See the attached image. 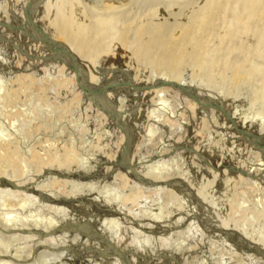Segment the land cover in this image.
<instances>
[{
    "label": "bare ground",
    "instance_id": "1",
    "mask_svg": "<svg viewBox=\"0 0 264 264\" xmlns=\"http://www.w3.org/2000/svg\"><path fill=\"white\" fill-rule=\"evenodd\" d=\"M6 1L7 7L0 6V22L24 25L34 33L25 16V8L30 5L32 23L39 25L52 40L65 46L74 56L83 72L87 89L101 90L94 97L98 102L94 106L83 96L76 84L75 74L67 67L63 55L51 54L39 42L12 31L15 37L21 36L14 45L18 47V63H21V55L25 57L28 54V59L41 62L39 65H51L50 71L56 76L42 74L43 71L33 64L32 69L24 71L15 67L14 72L7 73V103L16 96L11 89L12 81L20 85L24 84L19 82L21 79L25 84L35 83L32 79L34 74L41 82L48 81L59 86V90L61 86H66L69 91L71 87L72 95L79 96L86 109H93L92 115L97 118L95 121L105 124L106 129L103 135L90 134L91 139L84 141L82 148L74 149L73 144L69 148L66 143V146L63 145L64 140H60V144H48V141V145L44 143L46 146L31 147L29 142L23 146L18 132L9 123L7 130L0 128V237H7V240L0 238V264H150L146 250L148 245L157 249V257L153 255L152 258L160 260L157 261L159 264H187L196 260L192 256H203L204 259L200 257L202 261L200 258L196 260L197 264H214L205 259L201 251L187 249L185 252L175 242L182 229L179 226L173 228L178 217L187 221L185 225L193 226L194 231L200 228L207 238L228 243L232 248V254L228 255L238 253L234 255L236 261L224 260L221 264H264V232L259 229L261 226L248 229L249 218L241 217L240 213L232 221L225 220L227 216L223 214V208L218 210L216 204L214 206L206 198L205 194H210L207 187L197 191L189 180V172L174 165V160L189 154L192 159L205 161L202 165H207L209 170L203 167L201 170V164L197 162L200 167L196 172L202 171L212 178L210 185L218 181L217 173L222 178L228 174L234 182L232 188L244 185L248 191L258 192L256 203L260 210L256 216L253 212L250 219L257 221L259 217L264 220V147L261 143L264 142V110L251 114V117L244 115L241 120L237 109L228 108L223 94L230 87L246 85L250 95L255 96L252 103H256L257 96V100L260 98L259 105L264 106V0H97L99 5L92 6L85 0ZM15 2L18 4L15 5ZM5 29L0 26V33ZM7 33L10 30L7 29ZM249 37L254 39L253 45L247 42ZM188 66L191 72L189 69V74H185ZM115 72L120 73L118 79L110 76ZM214 73L220 76L223 90L219 88L217 92H212L199 88L200 85L207 87L212 82L211 77L216 76ZM203 75L205 84H202ZM199 76L202 78L200 85L196 80ZM157 80L189 86L202 105L179 89L134 87L146 86ZM3 86V79L0 78L1 101L6 99ZM21 87L22 93H26ZM41 91L42 88L38 92ZM75 100L74 105L79 106L81 101ZM209 103L220 105L222 110L207 107ZM192 111L193 127L200 121L198 126L202 127L201 130L213 128L218 137L228 140L229 151L223 154L233 158L231 161L211 163L206 158V151L203 147L200 150L197 142L187 144L190 149L181 148L184 144L180 141L184 138L175 137L173 133L184 132L185 136L187 130L190 132L182 117L191 115ZM144 113L145 118H138V114L141 116ZM224 113L229 114L237 128L256 136L261 142L250 141L236 132ZM172 121H177V125L172 126ZM137 132L149 141L157 133L161 136V132H166L169 139L163 140L157 134L161 138L158 147L150 151L149 156L141 155L139 159L135 157L136 152L133 153L136 149L132 150ZM162 137L165 138V135ZM181 149L184 151L180 152ZM237 150L248 155L243 157ZM93 184L97 185L96 189L91 187ZM210 185L207 183L206 186ZM90 188L93 190L87 194ZM143 200L155 201L159 208L144 207ZM244 207L242 202L237 206L238 210L246 211ZM203 209L208 210L210 220L205 219L207 211ZM81 211L87 215L78 217ZM198 212L204 214L199 222L195 220ZM96 227L100 232L95 230ZM103 229L107 235L101 233ZM123 234L137 241L138 248H128L119 243L121 239H129L127 236L123 238ZM70 238L78 239V244L71 243L70 247H65ZM9 240L10 244L5 243ZM161 241H165L167 246ZM248 242L258 246L259 251ZM168 246L170 251L167 248L161 252L160 248ZM223 250L215 253L219 256Z\"/></svg>",
    "mask_w": 264,
    "mask_h": 264
},
{
    "label": "rangeland",
    "instance_id": "2",
    "mask_svg": "<svg viewBox=\"0 0 264 264\" xmlns=\"http://www.w3.org/2000/svg\"><path fill=\"white\" fill-rule=\"evenodd\" d=\"M97 0H94V2H93V0H85V2L88 4V5H90V6H92V5H96V3H97V5H99V3L98 2H96ZM16 3V2H15ZM18 3H16L15 5H17ZM2 5H5V7H7V1L6 0H1L0 1V6H2ZM2 29V28H1ZM4 29V28H3ZM4 32V33H3ZM2 33H0V78L1 79H3V87H4V93L6 94V99L3 101H1L0 100V128L2 129H5V130H7V124L9 123V125H10V127L15 131V132H18V136H19V141H20V143L24 146V145H27V144H29V142H30V145H31V147H33V145H34V147L35 146H43V145H45L44 143H46V142H48V144L50 143V144H52V143H54V142H58L59 144L60 143H62V141H63V145L66 143L67 144V146H66V144H65V146L67 147V148H69V147H71V145L73 144L74 146V149L76 148V149H79V148H82L83 146H84V144H85V142L84 141H89V138L91 139V137L89 136L90 134H93L94 133V135H98V134H101V135H103L102 134V132H103V130L104 129H106L105 128V124H103V125H100L97 121H95V119H97V118H94V116L92 115V112H94L93 111V109L91 110H89V108H85V106L82 104L83 102L80 100V97L79 96H77L76 94H75V96H73L74 95V93H73V91L69 88V91L71 92H69L68 91V89H67V87L66 86H64L65 88H66V90H63V89H65L64 87H62L61 86V88H60V90H59V86H57V85H55L54 83L52 84L51 82H41V81H39V79H38V77L37 76H34V74H32V79H33V81H35V83L34 82H29V83H26L25 84V81H23L24 79H21V81H19L21 84L22 83H24V84H22V85H20L18 82H16V81H12V86H11V89L13 90V91H15V95L16 96H13V97H11L10 99H12L13 101L11 102L10 101V99L8 100V101H10V102H8L7 103V78H8V76H7V73H12V72H14V68L16 67L17 68V70L18 69H20V70H23L24 71V69H30L31 68V66H35V67H38L39 68V71L41 70V72H42V74L44 73H46V74H51V75H55V74H53V72L52 71H50V69H51V65L48 67L46 64H42V65H39L38 63H41V62H36L35 60H29L28 59V57L25 55V57H24V55H21L20 56V58H21V63L19 64L18 63V61H17V46H16V48H15V44H17L16 43V39H19L20 37L19 36H17V37H15L14 35V33L12 32V31H10V33H7V29H5L4 31H3ZM6 32V33H5ZM12 33V34H11ZM8 35V36H7ZM18 35V34H17ZM19 37V38H18ZM9 38V41L7 40ZM250 38V39H249ZM248 39H247V42H249V45H253L254 44V39H252V37H249ZM10 40H11V42H10ZM22 41H23V39H22ZM252 43H251V42ZM13 43V44H12ZM16 51V52H15ZM40 55V54H39ZM42 55V54H41ZM37 61H39V60H37ZM30 63V64H29ZM35 63H36V65H35ZM33 64V65H32ZM28 65V66H27ZM16 68H15V70H16ZM32 69V68H31ZM49 69V70H48ZM189 69H190V72H191V68L188 66V67H186V72L187 73H185V74H189ZM13 70V71H12ZM9 71V72H8ZM30 71H34V70H30ZM47 71V72H46ZM35 72V71H34ZM217 73V72H216ZM216 73H214V75H216V76H214V78L212 79V77H211V81L213 82H209V84H208V86L207 87H202L201 85H200V83H199V80L201 81V77L200 76H202V75H200L199 76V78L197 77V81H198V83L196 82V80H195V82H196V84H198V85H200L199 86V88H202V89H206L207 88V90L209 89L210 91H212V92H217V90H219V88L221 89V90H223L222 89V87H221V81L219 80V78H220V76H217L218 74H216ZM4 74V75H3ZM45 74V75H46ZM112 74V75H111ZM110 74V76H113V77H111V78H115L116 77V79H118V75L120 74V73H111ZM56 76V75H55ZM109 76V75H108ZM109 76V77H110ZM3 77V78H2ZM219 77V78H218ZM13 78V77H12ZM37 78V79H36ZM52 78V77H51ZM119 78L121 79V77L119 76ZM35 79V80H34ZM204 79V80H203ZM203 79H202V84L204 83V81H205V76L203 75ZM221 79V78H220ZM38 80V81H37ZM37 81V82H36ZM5 82V83H4ZM220 82V83H219ZM41 83V84H40ZM42 83H43V86L42 87H40L41 85H42ZM215 83V84H214ZM219 83V84H218ZM29 84V85H28ZM40 84V85H39ZM205 84V83H204ZM25 85V86H24ZM28 85V86H27ZM45 85V86H44ZM216 85V86H215ZM19 86L21 87V89H23L26 93H22V90H20V88H19ZM24 86V87H23ZM27 86V87H26ZM55 86V87H54ZM68 87H69V85H67ZM71 86V85H70ZM225 86V85H224ZM18 87V88H17ZM54 87V88H53ZM57 87V88H56ZM243 87V88H242ZM42 88V90L43 91H41V92H44V93H42L41 94V92H38L40 89ZM45 88V89H44ZM46 88H47V90H46ZM248 87H246V85L245 86H241V87H230V89H228V91L227 90H224L223 91V94H224V96L226 97V98H224V99H226V104H227V106H228V108H230L231 110H233V111H235L236 109H237V113H238V118L239 119H241V117H243L244 115L245 116H248V117H251V114H253V113H255V112H262L263 110H264V106L262 105V107H261V105H259V103H258V101L260 100V98L257 100V96H256V103H254L255 101H254V98H255V96H253V94L251 93V95H250V90H248L247 89ZM15 89V90H14ZM16 89H18V93H17V90ZM48 89H49V91H48ZM20 90V91H19ZM46 90V91H45ZM32 92V93H31ZM34 92H36V93H34ZM64 92V93H63ZM226 92V93H225ZM58 93H59V95H58ZM63 93V94H62ZM66 93V94H65ZM23 94H25V95H23ZM65 94V95H64ZM71 94V95H70ZM73 94V95H72ZM42 95V96H41ZM38 96V97H37ZM78 98H77V97ZM229 96V97H228ZM18 97V98H17ZM44 97V98H43ZM46 97V98H45ZM252 97H254L253 99H252ZM40 98L42 99L41 101H40ZM39 99V100H38ZM43 99H44V101H43ZM74 99V100H73ZM75 99H79V106L78 105H74V103H75ZM252 99V100H251ZM64 100V101H63ZM83 100V99H82ZM250 101V102H249ZM252 101H254L253 103H252ZM72 104H71V103ZM74 102V103H73ZM71 104V105H68V104ZM52 104V105H51ZM55 104H57V105H55ZM58 104H59V106H60V108H59V106H58ZM67 104V105H66ZM80 104H82V105H80ZM131 104V103H130ZM136 104V102L133 104V105H131V106H134ZM63 105V106H62ZM72 105H74L73 106V108H72ZM233 105V106H232ZM130 106V107H131ZM61 107H62V109H61ZM76 107V108H75ZM80 107V108H79ZM84 107V108H83ZM147 106H145V108H146ZM261 107V108H260ZM187 108H189V107H187ZM66 109V110H65ZM82 109L84 110V112L82 111ZM142 109H144V108H142ZM261 109H263V110H261ZM69 110V111H68ZM139 110V107L136 109V113H138L137 111ZM15 111V112H14ZM62 112V113H61ZM64 112V113H63ZM194 111H192V113H193ZM68 113V114H67ZM141 113V112H140ZM191 113V115H189V116H187L186 117V115L184 116V117H182V119L185 121L184 123L186 124H184L185 126H187V128H189L190 129V132H188V130H187V132H186V135L185 136H183V134H184V132H182V134L181 133H179V132H174L173 134L175 135V137L177 136V137H182V138H184L183 140H181L180 142H183V144H181V145H183L181 148H184L185 149V147L186 148H188V149H190V147L187 145V144H193V143H196L197 142V144L198 145H200V146H198L199 148H200V150L202 149V147H203V150L204 151H206L205 152V154H207L206 156V158L208 159V161H210L211 163H213V164H218L219 162H220V160L222 161V162H220V163H223V162H228V161H231V159H233V158H228L229 156H226V155H224L223 153L225 152V151H229L228 149H229V147H230V145H229V143H228V140L226 141L223 137V139L219 136L218 137V133L216 132V130L215 129H210L209 128V130H201L202 129V127H201V129H200V126H198V123H200V121H198V123L195 125V127H193L194 126V124L192 125V123H191V118L192 119H194L193 117H194V113L192 114ZM23 114V115H22ZM25 114H26V118H25ZM61 114L63 115V118H62V120H61ZM66 114V115H65ZM239 114L241 115V116H239ZM90 115V116H89ZM24 116V117H23ZM35 116H36V118H35ZM85 116V117H84ZM191 116V117H190ZM66 119H65V118ZM141 118V120L143 119V117L145 118V113L143 114V115H141L140 116V114H138V118ZM187 118H188V121H187ZM190 118V119H189ZM65 119V121H63ZM182 119H179L178 121H183ZM17 120V121H16ZM32 120V121H31ZM242 120V119H241ZM68 121V122H67ZM64 122V123H63ZM176 122L177 121H172V123H170L172 126H176L177 124H176ZM13 123V124H12ZM21 123V124H20ZM61 123V125L59 126L58 124H60ZM63 123V124H62ZM67 123V124H66ZM70 123V124H69ZM94 123H96V124H94ZM173 123L175 124V125H173ZM5 124V125H4ZM82 124V125H81ZM85 124V125H84ZM67 125V126H66ZM189 125V126H188ZM59 126V127H58ZM85 126V127H84ZM107 126V125H106ZM14 127H15V129H14ZM58 127V128H57ZM63 127V129H61ZM79 127V128H78ZM102 127V128H101ZM71 129V131H73V132H71L70 131V129ZM82 128V129H81ZM100 129V131H99V129ZM175 128V127H174ZM174 128H173V130H174ZM195 128V129H194ZM61 130H63V131H61ZM81 130V131H80ZM196 130V132H194V131ZM56 131V132H55ZM203 131V132H202ZM64 132V133H63ZM92 132V133H91ZM63 133V134H62ZM138 133V132H137ZM162 134H161V136H160V133H157L158 135H159V137H161V138H163V140L164 139H169V138H167V135H166V132H161ZM180 135H182V136H179V134ZM191 133H192V135H191ZM195 133V134H194ZM140 134V135H139ZM157 134L155 135V138L153 137L152 139H150V141L149 140H147V138H143V136L141 135V133H138V135H137V137L136 136H134V148H132V150L133 149H136V150H133V153L134 152H136V153H134L135 154V157H137V158H139L140 159V157L142 158V156L144 157V156H149V152L150 151H153V150H155L157 147H158V143H159V140L161 139H159V137H157ZM54 135V136H53ZM74 135V137H72ZM165 135V138L164 137H162V136H164ZM220 135V134H219ZM68 136V137H67ZM88 136V137H87ZM199 136V137H198ZM214 136V137H213ZM54 137V138H53ZM64 137V138H63ZM76 137V139H73V138H75ZM157 137V138H156ZM191 137V138H190ZM26 138V139H25ZM43 138H44V140H43ZM68 138V139H67ZM142 139V141H140V139ZM59 139V140H58ZM70 139V140H69ZM72 139V140H71ZM78 139V140H77ZM87 139V140H86ZM136 139H137V141H136ZM158 139V140H157ZM172 139V138H171ZM58 140V141H57ZM60 140H62V141H60ZM74 140V141H73ZM78 142H77V141ZM153 140V141H152ZM173 140V139H172ZM180 139H178V141H179ZM222 140V141H221ZM22 141V142H21ZM60 141V142H59ZM52 142V143H51ZM70 142V143H69ZM137 142V143H136ZM189 142V143H188ZM191 142V143H190ZM205 142V143H204ZM227 143L228 145H226V144H224V143ZM24 143V144H23ZM206 143H208V144H206ZM47 144V143H46ZM47 144V145H48ZM77 144V145H76ZM221 144V145H220ZM180 145V144H179ZM180 145V146H181ZM208 145V146H207ZM210 145V146H209ZM46 146V145H45ZM140 146V147H139ZM220 146H223L222 148L220 147ZM139 147V148H138ZM211 147V148H210ZM220 147V148H219ZM138 148V149H137ZM226 148V149H225ZM142 149V150H141ZM214 150V151H216V152H214V151H212V150ZM131 150V151H132ZM144 151V152H143ZM182 151H184V150H182L181 149V151L180 152H182ZM223 151V152H222ZM237 151H239V150H237ZM241 151H243V149H241ZM241 151H239L238 153L240 154V155H242L243 153L241 152ZM244 152V151H243ZM132 153V152H131ZM144 153V154H143ZM185 153H187V151L185 152ZM151 154V153H150ZM222 154V155H221ZM140 155V156H139ZM142 155V156H141ZM188 155L189 154H186V155H182V157L183 156H185L184 158H182L181 157V159L180 158H178V159H176V160H174V165H176V167H179L180 169H184V171H188L189 172V180L192 182V185H194L195 187V189L197 190V191H201V189L203 188L204 190L206 189V187H207V189H208V191H209V195L208 194H205V193H207V192H204V194L206 195V198L208 199V201H211V202H213L214 203V206H215V204H216V208L219 210V208L220 207H222L223 208V214H225V216H227L226 217V219L225 220H230V221H232L231 219H235V218H238V214L240 213V215H241V217L243 216L244 218H249L248 220V222H249V225H248V229H251V230H253V228H255V227H257V226H261L259 229L262 231V232H264V220H263V218L261 219H259V217H257V221L255 220V221H253V220H251L250 219V217L252 216V213L255 215L256 213H257V211L258 210H260L259 208L260 207H258L259 205H258V203H256V200H258V199H256V197H257V195H258V192L256 193V192H253V191H248L247 190V187L246 186H244V185H236V187H235V189L234 188H232L231 186H233L234 185V182L231 180V178L232 177H230L228 174L227 175H225V177H221L220 176V174H218L217 173V176H218V178H217V180L218 181H216L215 180V182L213 183V184H211L210 185V183H211V181H212V178H210V177H208V175L206 174V173H203L202 171L199 173H197L196 171H198L197 170V167H200V165L199 164H201V167H200V169L202 170V167H203V169L205 170V169H207V170H209L206 166L207 165H202V164H204L205 163V161L204 162H201V160H199V159H192L191 158V156L190 157H188ZM244 156L243 157H246L248 154H246V152L243 154ZM246 155V156H245ZM213 158V159H212ZM189 159V160H188ZM195 160H197V161H195ZM216 162H215V161ZM186 161V162H185ZM234 161V160H233ZM194 162V163H193ZM199 164H198V163ZM191 163H192V165H191ZM192 167V168H191ZM206 167V168H205ZM179 168H176V169H179ZM186 169V170H185ZM224 170V169H223ZM200 177H199V176ZM206 175V176H205ZM230 177V179H229V177ZM236 176V175H235ZM225 178V179H224ZM226 178L230 181V182H228V180L226 181ZM211 179V180H210ZM220 179H222V180H220ZM197 180V181H196ZM203 182H202V181ZM210 180V181H209ZM224 180V181H223ZM27 181V180H26ZM26 181H24V182H26ZM205 181L208 183V185H210V186H206L207 185V183L205 184ZM227 182V183H226ZM232 182V183H231ZM223 183V184H222ZM200 185H203L202 187L200 186ZM95 186V189H96V187H97V185H94L93 184V186H91V187H94ZM226 186V187H225ZM244 186V187H243ZM198 187H200V189L198 190ZM241 187H243V188H241ZM232 188V189H231ZM238 189V190H237ZM93 189H89L88 190V192H87V194L88 193H90L91 191H92ZM234 192H233V191ZM212 191V192H211ZM232 191V192H231ZM237 191V193H235ZM125 192V191H124ZM124 192H122V193H124ZM243 192V194H241ZM245 192H246V194H245ZM252 192V193H251ZM230 193V194H229ZM251 193V194H250ZM256 194V195H255ZM228 195H229V197H228ZM232 197H231V196ZM236 195V196H235ZM238 195V196H237ZM247 195V196H246ZM248 195H249V197H248ZM255 195V196H254ZM234 196V197H233ZM254 197V198H252V197ZM239 197H241V198H239ZM242 197H245V199L244 198H242ZM239 198V200H237ZM249 198H251V199H249ZM258 198V197H257ZM247 199H248V202H247ZM254 199V200H253ZM233 202H232V201ZM235 200L237 201V202H235ZM242 200H244V201H242ZM253 200V201H252ZM149 201V200H148ZM148 201H144L143 200V205H144V207H155V208H159L158 206V203H156L155 201L154 202H148ZM243 203V205L244 206H246V207H244V209L246 210V211H242V209L241 208H239V210H238V208H237V206H239L240 205V203L241 202ZM255 201V202H254ZM215 202H217V203H215ZM232 202V203H231ZM145 203V204H144ZM248 203H249V205H248ZM254 203H255V205H254ZM170 204V203H169ZM169 204L167 205V206H169ZM225 204V205H224ZM246 204V205H245ZM250 204L252 205V206H250ZM161 206V205H160ZM225 206V207H224ZM230 206H231V208H230ZM232 206H233V208H232ZM170 207V206H169ZM251 207H253V209L251 208ZM256 207H258V209L256 208ZM226 208V209H225ZM236 208V209H235ZM249 208V209H248ZM1 209H3L2 207H1ZM252 209V210H251ZM204 210V209H203ZM238 210V212H236ZM92 213L94 212L93 210H90ZM205 211H207L206 213H207V216H205V219L206 220H210V218H209V212H208V210H204V212ZM167 212H169V210L167 211ZM235 212V213H234ZM250 214H248V213ZM259 212V211H258ZM219 213H221L222 214V212H221V210L219 211ZM77 213H73V215L75 216ZM229 214V215H228ZM78 215V217H82V216H85V215H87V213L86 212H83V211H81L79 214H77ZM76 215V216H77ZM200 217H199V216ZM257 215V214H256ZM255 215V216H256ZM171 215H169L168 217H170ZM204 217V214L202 213V212H198L197 213V215H196V217H195V220L197 221V222H199L200 221V219L201 218H203ZM232 217V218H231ZM200 218V219H199ZM230 218V219H229ZM166 218H163V220H165ZM97 222L99 221V219L97 218V219H95ZM163 220H161V221H163ZM202 220V219H201ZM263 220V221H262ZM158 221H160V220H158ZM175 222H174V224H173V226H175V227H173V228H177V226H179V228H182V229H180L179 230V233H178V231H177V233L179 234V236L177 237V239L175 240V242L177 241V243L180 245V248L183 250H185V252L187 251V249L189 250V251H193V250H198V251H201V253L204 255V257H205V259L206 258H208V260L210 261V262H212V263H214V264H217L218 263V261H219V264H221L224 260H229L230 262H233V261H236L237 259H234V255L236 254H234V255H228V254H232V251H231V249L232 248H230L229 247V244L228 243H225V242H223L224 240H220V242L219 241H216L214 238L213 239H211V238H207L205 235V233L203 232V231H201V229L200 228H196L195 229V231H194V228L192 229L191 227H193V226H190V225H188V224H186L185 225V223L187 222H184L183 221V219L182 218H180L179 219V217H178V219L176 218V220H174ZM189 222V221H188ZM251 222V223H250ZM252 222H254V223H252ZM183 224V225H182ZM199 224V223H198ZM252 224V225H251ZM182 225V226H181ZM184 225H185V227H184ZM255 225V226H254ZM172 226V225H171ZM89 228H90V226H89ZM217 229V228H216ZM215 229V230H216ZM90 230H92V229H90ZM94 230V229H93ZM92 230V231H93ZM97 232L99 231V229H98V227H96V229H95ZM189 230V231H188ZM199 230V231H198ZM100 232V231H99ZM105 233L106 235H107V233H106V231L103 229V231H101V233ZM189 232H191V233H189ZM194 232V233H193ZM122 233H124V232H122ZM196 233H197V235H196ZM198 233H200V234H198ZM201 233H203V234H201ZM186 234V235H185ZM187 234H189V235H187ZM124 236H123V238L125 237V236H127L126 238H128L129 236L128 235H126V234H123ZM193 235V236H192ZM198 235L200 236V237H202V238H200V237H198ZM183 236H185V237H183ZM191 236V237H190ZM204 236H205V238L206 239H204ZM74 237H76V236H74ZM179 237H181V238H179ZM195 237H196V239H195ZM0 238H3V240H7V237H4L3 235H1V237ZM184 238H185V240H184ZM189 238V239H188ZM178 239H180V240H178ZM188 239V240H187ZM201 239V240H200ZM70 240V241H69ZM68 241L70 242H68L69 244L67 245V246H65V247H70V245H72L71 243H73V245H75L76 243L78 244V242H79V240L78 239H76V241L74 240V239H72V238H70ZM187 240V241H186ZM21 241H23V240H21ZM119 241H121V242H119V243H122V245L123 246H125V247H137L138 248V243H137V241L136 242H134V240L131 238L130 239V237H129V239L128 240H126V239H121V240H119ZM209 241V242H208ZM81 242V241H80ZM162 242V241H161ZM164 243H165V241H163ZM163 242H162V244H163ZM191 242V243H190ZM199 242V243H198ZM202 242H206V243H202ZM222 242V243H221ZM263 243H264V239H263V241H262ZM5 243H8V244H10V240L9 241H5ZM202 243V244H201ZM221 243V244H220ZM191 244V245H190ZM194 244L196 245V246H194ZM210 244V245H209ZM218 244H220V246L218 245ZM165 245L167 246V244L165 243ZM205 245V246H204ZM227 245V246H226ZM202 246V247H201ZM204 246V247H203ZM211 246V247H210ZM224 246V247H223ZM200 247V248H199ZM214 247V248H213ZM215 247L217 248V249H215ZM220 247V248H219ZM167 248H168V250H169V246L168 247H166L165 249L164 248H160V250H161V252L163 251V250H167ZM219 248V249H218ZM191 249V250H190ZM222 250V249H224L225 250V253H224V250L222 251L223 253L222 254H219V256H217V252L219 251V250ZM229 249V250H228ZM147 252H148V255H149V263L150 264H155V262H156V264H159V263H157V261L158 262H160V260H157L156 259V261L155 260H153V255L154 256H156L157 255V249H155L154 248V245H153V247L152 246H147ZM183 250V251H184ZM211 250V251H210ZM226 250H228V251H226ZM170 251V250H169ZM213 251V252H212ZM154 252V253H153ZM216 252V253H215ZM212 253V254H211ZM213 253H214V255H213ZM227 254V255H226ZM238 254V253H237ZM236 254V255H237ZM147 255V254H146ZM66 257H67V255H65ZM215 258H214V257ZM233 256V257H232ZM157 257V256H156ZM200 257H202L203 258V256H198V258H200ZM221 257V258H220ZM230 257V258H229ZM187 259L189 258V257H186ZM192 258H196V260L198 261V258L197 257H194V256H192ZM191 258V259H192ZM202 258H200L201 260L200 261H202ZM233 258V259H232ZM204 259V258H203ZM212 259H213V261H212ZM193 260V259H192ZM196 260H194V262H191V263H187V264H197L198 262L196 261ZM222 260V261H221ZM215 261H217V262H215ZM74 262H76V261H74ZM187 262V261H186ZM200 263V262H199ZM233 264H236L235 262L233 263Z\"/></svg>",
    "mask_w": 264,
    "mask_h": 264
},
{
    "label": "water",
    "instance_id": "3",
    "mask_svg": "<svg viewBox=\"0 0 264 264\" xmlns=\"http://www.w3.org/2000/svg\"><path fill=\"white\" fill-rule=\"evenodd\" d=\"M30 5H27L25 8V16L28 22V26L31 27V29L34 31L30 32L27 27H25L24 25H16L13 24L11 22L5 23V22H0V26L7 28L10 31H14V32H19L22 36L27 37V39L34 41V42H39L40 44H42L43 46H45L47 48V50L51 53V54H59V55H63L65 57L66 60V64L67 67L75 74V81L77 86L79 87V89L81 90V92L83 93V96L85 97V99L89 102H91V104H93L94 106H97L98 102L94 99V97L96 96V94L101 93L100 89H94V90H89L87 89V87L84 85V81H83V72L81 70V68L79 67V65L77 64L74 56L66 49L65 46L61 45L60 43L55 42L54 40H52L45 32H43L41 30V28L39 27V25L37 24H33L32 20H31V14H30ZM11 42V40H10ZM23 53L26 54L25 51H22ZM27 56H29L27 54ZM137 89H150V88H161V87H170L173 89H179L182 90L183 92H185L188 96H190L191 98H193L197 104L202 105L196 98L193 89H191L189 86L184 85V84H179L175 81H166V80H157L155 82H153L152 84L146 85V86H141V87H137L134 86ZM109 88V87H108ZM207 107H213V108H218L219 110H222L220 105L217 104H207ZM99 110H103V112L108 113L107 110H104L102 107H97ZM225 116L231 121V123L233 124L236 132H238L239 134L245 136L246 138H248L250 141H257L259 140L256 136H253L249 133H247L245 130L243 129H239L235 126L233 120L231 119V117L229 116V114L224 113ZM260 141V140H259ZM261 142V141H260ZM262 146L264 147V142ZM260 144V143H259ZM261 147V148H263ZM197 202V199H195V203ZM219 229V228H218ZM246 242V241H243ZM248 244L250 245V243L248 242ZM252 248H254L255 250L259 251V247L255 246L254 244L250 245Z\"/></svg>",
    "mask_w": 264,
    "mask_h": 264
}]
</instances>
